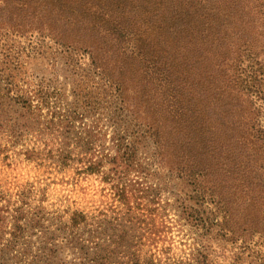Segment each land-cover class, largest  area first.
I'll list each match as a JSON object with an SVG mask.
<instances>
[{
    "label": "rangeland",
    "instance_id": "obj_1",
    "mask_svg": "<svg viewBox=\"0 0 264 264\" xmlns=\"http://www.w3.org/2000/svg\"><path fill=\"white\" fill-rule=\"evenodd\" d=\"M73 2L61 7L51 2L55 6L49 8L35 0L28 7L30 12L40 7L43 18H60L68 12V18L98 22L127 18L130 30H148V44L152 40L157 45L170 18H242L241 28L236 24L220 33L225 43L218 49L199 48L187 54L183 49L174 53L171 44L166 49L177 61L181 56L189 58L188 65L195 68L189 91L195 86L193 93L204 100L217 95L227 103L233 119L256 117L264 132V0H128L124 4L102 0L97 6ZM55 29L52 36L0 30V247L10 240L16 217L23 216L26 229L6 264H24L35 257L32 264H86L93 253L108 254L110 264H178L188 263L204 246L215 264H231L222 244L208 241L201 228L185 218L194 203L192 188L186 185L189 165L182 175L185 181L172 156L174 149L181 151L180 144L173 140L161 162L153 140L122 108L116 76H122L121 89L140 122L147 125V116L159 118L161 134L175 139L178 130L166 114L161 93L154 108L140 103L147 86L140 72L137 75L136 61L124 66L111 63L108 51V63L95 65L74 42L69 44L74 48L66 51L58 41L65 29ZM69 32L70 40L81 33L77 28ZM179 34L192 41L189 48L197 44L191 30ZM199 85L208 91L200 92ZM9 87L21 96L26 90L33 92L29 94L33 113L15 105V92L9 93ZM147 90L153 97L154 91ZM241 127L242 122L235 125V134ZM223 136L220 158L212 165L235 170L243 159L234 153L235 137ZM126 152L132 153L127 167L115 160ZM74 212L84 214L85 220L71 231ZM25 243L30 253L22 262Z\"/></svg>",
    "mask_w": 264,
    "mask_h": 264
},
{
    "label": "trees",
    "instance_id": "obj_2",
    "mask_svg": "<svg viewBox=\"0 0 264 264\" xmlns=\"http://www.w3.org/2000/svg\"><path fill=\"white\" fill-rule=\"evenodd\" d=\"M39 1L47 3L50 8L55 6L51 2H55L57 7H61L64 3L68 5L70 1H74L72 5L80 3L84 6L89 4L97 6L102 0ZM105 1L124 4L128 0ZM32 4H35V0H0V30L8 29L19 33L41 31L52 36L56 33L55 28H61L65 30L63 37L58 41L62 46L66 45L63 48L66 51L72 50L74 47L69 45L71 42L80 45L81 48L77 49L87 54L95 65L108 63L105 58L108 51L111 63H120L124 66L128 62L136 61L137 75L140 72L142 82L154 91L153 97H150V91L145 87L142 98L138 99L139 102L154 108L155 97L160 92L166 114L170 116L171 124L178 130L176 138L171 139L170 135L161 134L158 127L161 124L159 118L153 120L147 116L148 124L143 125L133 114L132 107L121 89V81L118 79L122 76H116V91L124 111L130 114L133 121L142 128L144 135L153 140L161 162L165 161L170 148L168 145H171L173 140L180 144L181 151L174 149L172 156L181 178L186 165H189L187 180L190 181L186 185L192 188L189 192L190 199L194 203V207H190L189 214L188 207L182 204L181 209L187 213L185 218L197 229L201 228L203 236L208 241L212 242L214 239L222 244L221 250L232 259L231 264H264V132L259 129L256 117L243 116L242 120L233 119L227 103L220 100L217 95L204 100L202 96L193 93L196 92L193 88L195 86H192L193 92L189 91L188 85L195 83L191 74V70L195 68L188 65L189 58L181 56L177 61L172 50L166 49L167 44L172 45L174 53L179 49H183L186 54L190 53L189 50L194 51L199 48H206L208 51L209 48L218 49L220 44L225 43V36H220V33L232 30V25L236 24L239 25L237 29L241 28L242 18H170V23L161 30L165 32L160 36L162 43L159 42V46L152 40L148 44V38H151L150 36L146 38L145 32L148 30L145 32L130 30V20L127 18H121L120 22L104 18L105 21L98 22L97 18H68L71 12H68V15H61L60 18H43L40 7H34L30 12L28 5L32 6ZM194 14L199 16L197 13ZM255 20L257 21V18ZM257 27L262 28V25ZM71 28H77L81 32L75 40L69 39ZM185 30H191L193 41L197 42L194 44L195 49L189 48L192 46V41L188 37L179 34ZM157 47L159 49L156 51ZM114 52L116 54L113 56ZM196 63L198 64L199 60ZM214 66L218 68L217 64ZM119 70L123 75L122 70ZM174 72L177 76L176 83ZM198 87L200 92L208 91L203 86ZM8 91L15 92L13 100L17 107H21L25 113L34 112L31 111L32 98L29 96V94L34 95L33 92L26 90L21 96L19 92L16 93L15 88L9 87ZM157 105L161 106L159 103ZM241 122L242 127L235 134V125ZM239 132L240 135L237 136ZM225 134H228V140L235 137L232 140L235 145L234 153L243 159L235 170L223 169L217 163L212 165L220 158L221 146L225 144L223 136ZM119 151L123 150L119 149ZM117 156L118 154L115 160L123 161V166L130 165L132 153L126 152ZM89 169L95 171L94 168ZM245 171L252 173L247 175ZM240 173L241 176L236 179ZM237 189L240 197L237 196ZM84 216L81 212H74L68 228L75 231L84 222ZM0 217L3 216L0 214ZM22 221V215L15 218L10 240H5L0 247V264H6L7 257L23 239L26 229ZM2 240L3 238L1 242ZM24 245L26 248L21 253L22 262L29 258L30 253L26 243ZM207 247L204 246L203 252L198 250L192 254L188 263L178 264H215L212 253ZM92 255L91 258L88 255L86 264H110L111 258L108 254L101 256L93 253ZM34 261H27L24 264H32L31 262Z\"/></svg>",
    "mask_w": 264,
    "mask_h": 264
}]
</instances>
